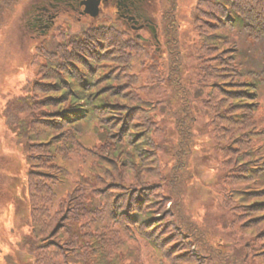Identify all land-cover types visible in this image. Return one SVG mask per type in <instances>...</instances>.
Returning a JSON list of instances; mask_svg holds the SVG:
<instances>
[{
  "label": "trees",
  "instance_id": "1",
  "mask_svg": "<svg viewBox=\"0 0 264 264\" xmlns=\"http://www.w3.org/2000/svg\"><path fill=\"white\" fill-rule=\"evenodd\" d=\"M21 1L0 0V30ZM178 2L160 0L161 7L166 6L170 14L164 35L170 52L166 86L172 87L171 93L163 99L165 95L162 94L160 99L146 95L142 102L146 103L148 98L163 106V111L159 109L149 115L141 110L142 96L136 90L145 91L147 87L137 81L125 82L123 74H109L101 68L90 70L92 65L78 54L73 56L74 61L82 60L88 69L86 76L73 70L70 83L62 82L63 79L54 74L50 76L54 82L27 81L22 90L3 106L0 114L4 117L7 132H13L20 144L25 142V191L32 227L31 233H27L22 241L27 254L32 257L31 264H123V261L124 264H135L134 239L126 230L128 222L122 214L133 219L136 235L147 237L160 253L163 251L170 257L164 239L150 222L156 216L148 206L157 203V195L166 197L173 205L176 222L169 229L179 228L176 231L189 235L191 231L189 239L196 243L197 251L206 257L216 253L221 262L214 246L207 244L202 230L195 227V220L184 214L194 212L185 204V194L181 191L182 185L191 180L189 172L170 176L167 169L156 161L155 155L149 156L153 152L143 148L154 138L159 151L176 158V153L171 150L173 133L168 134V128L171 129L170 125L174 123L179 136L178 157L189 154L198 147L193 132L197 122H202L198 130L212 141L211 148L220 152L211 186L220 196L219 211L229 212L222 217V223L233 227L239 237H244L246 253L252 250L248 260L239 254L243 251L241 246H233L234 253L225 258L221 256V259L226 264L238 263L237 257L244 264H264V256L258 258L253 254L258 245H264V168L259 167L264 165V120L259 114L264 107V0H197L190 23L191 35L194 33L195 36L192 42L189 40L191 44L186 50L191 56L190 62H183L179 55L184 47L175 27ZM102 22L108 23L99 26L97 32L102 36L105 35L102 33H110V51L115 49L110 54V61H115L116 68L128 67L133 53L155 49L132 36L116 21ZM82 27L85 29L86 24ZM74 32L71 36L77 34ZM72 40V48L84 54L91 53V46ZM64 42L69 43V40ZM101 47L102 44L99 50L95 48L98 53L102 51L98 55L108 54V49L101 50ZM129 50L132 52L127 53ZM71 58L67 57L66 61ZM93 59L94 56L90 61ZM150 63L151 60L146 65ZM186 68L192 80L183 78ZM155 84L153 80L150 82V85ZM95 121L101 143L108 142L105 146L112 154L105 156L106 162L88 167L80 133ZM69 126L74 127L73 130H68ZM144 131L147 133L142 134ZM74 137L79 139L75 141ZM147 151L148 157H145L143 153ZM48 154L52 158L48 159ZM79 160L91 171L87 181L79 179ZM142 160L146 162L145 166ZM134 170L138 175L133 173ZM131 172L134 174L132 183H138L140 191H129L127 210L123 206L118 212L110 184L121 182L124 185ZM1 186L0 202L8 205L12 202L7 184ZM62 187L68 192L65 204L67 201L74 203L73 207H64L63 212H59L63 200L56 210L52 203ZM84 192H88L87 200L95 201L87 211L80 212L85 209L82 203ZM237 200L242 202L244 211L238 212ZM128 207L132 209L128 210ZM89 217L92 221L89 219L88 222L93 223L94 230L85 222ZM112 222L124 228V232H113L110 229ZM119 234L124 240L116 236ZM216 236L218 242L225 245L222 236ZM16 243L24 245L18 240ZM14 251L4 255L5 264L21 263L15 262ZM178 255L180 253L172 258L173 264L190 263L188 257L176 259ZM192 264L198 262L194 260Z\"/></svg>",
  "mask_w": 264,
  "mask_h": 264
},
{
  "label": "rangeland",
  "instance_id": "2",
  "mask_svg": "<svg viewBox=\"0 0 264 264\" xmlns=\"http://www.w3.org/2000/svg\"><path fill=\"white\" fill-rule=\"evenodd\" d=\"M33 1L34 0H22L16 5V8H14V11L10 14L7 24L0 30V113L6 101L16 96L25 84H27V81L54 82V80L50 79V76L54 74L60 76L63 79V81L61 79L62 82L70 83V74L73 70H77L78 73L86 76L88 69L81 63L82 60L77 62L74 61L73 56L75 54L83 56L85 60L92 65V67H89L90 70L93 68L98 71V69L101 68L109 74H123L125 80L121 79V82H123V80L125 82L126 80H128V82L137 81L139 84H143L144 88L147 87L145 91L136 90V93L142 96L139 105L141 110L148 112L149 115H153L154 111L156 112L159 109L160 111L164 110L163 106H160L159 103L157 104L148 98H146L147 102L142 104L146 95L152 99H154V97L160 99L165 95L162 97L163 99L166 97V94L171 93L172 90L170 85L166 86L169 77L168 63L170 52L166 47V39L164 35V29L170 22V14L166 6L161 7L159 4L160 0H157V4H155L157 7L156 16L159 21H162L164 29L162 30L163 37L160 41L159 48H156L158 51L156 52L155 49H153L141 54L133 53L131 57L132 60L127 65L128 67L117 66V68L119 67L118 69L116 68L115 61H110V54L115 51V49H111L110 51V33H102L105 34L102 36L100 35L101 33L97 32L100 28L99 26H105L104 24L108 23L102 21L110 20V18H107L105 14H103L104 16L98 18L94 24H90V26L86 24L85 29H83L82 25H79L78 23H73L70 27H65L61 22L50 35L47 37H41L33 31L31 32V26L27 24L28 19L26 13L28 7ZM196 1L197 0H179L178 2L175 27L180 34L182 46L184 47V50L181 49V53H179L183 62H190L191 58L186 50H189L187 48L190 47L192 42L191 39H194L193 37L195 36L194 33L191 35L192 29L190 23L192 21L191 12L195 8ZM74 31H76L77 34L71 36L75 33ZM72 38L75 42L83 44L84 46H91V53L84 54L82 51H78L75 47L72 48V45H70L73 41ZM64 40H69V43L64 42ZM101 44V50L108 49V54L102 56L98 55L102 54V51L98 53L95 48L99 50ZM48 45H50V47ZM155 45H157V43ZM60 46H64L63 49H60ZM128 52L132 51L129 50L127 53ZM92 56H94V61H90L92 60ZM67 57L72 58L66 61ZM76 58H78V56H76ZM105 59L106 61H103ZM149 60H151V63L146 65ZM187 68L184 71L183 78H185V80H192L189 72L186 73ZM123 70L125 73L122 72ZM152 80L156 82L155 85H150ZM179 81L182 82L181 80ZM186 82L188 83V81ZM127 85L130 86V83ZM136 87L138 86H135V88ZM160 94H162V96ZM43 95L44 94H40V96ZM195 97L196 95H194V99H196ZM191 109L193 110L194 108L191 106ZM259 114L262 116L260 118L264 120V107L260 109ZM154 122H156V119H154ZM95 123L96 121L94 122V125L85 126L84 128L88 129L80 133V140L85 145V149H83L82 152L87 156V160L85 161L87 162L88 167H92L93 164L98 162H106L105 160L107 159L105 156L112 154L105 146L108 142H105V144L101 143V134L97 132V124ZM201 124L202 122H197L193 131L197 137L195 144H197L198 147L194 149L193 152L190 151L189 154H184L178 157L179 136L174 130V123H171V129L168 128V134L171 133V131L173 133L174 141L171 150L173 154L176 153V158L173 155L163 154L159 151L158 147L155 145L153 137L152 142L145 144L143 148H147L153 152V154H149V156L155 155L156 161L159 162L163 168L167 169L170 176L189 172L188 177L190 176L191 180L184 186L182 185L181 191L185 194V204L192 208L194 212H184V214L195 220V227L202 230V234L204 233V238L206 239L207 244L214 246L215 250L219 253V259L221 262H219L216 257V253L209 254V257H206L197 251L196 243L189 239L192 235L191 231H189V235L183 234L182 231L181 233L176 231V229L179 228H176L175 230L169 229L170 225L176 222L173 218V205L166 197L157 195V197H155L157 203L148 206V208L153 210L152 212L156 216V218L150 222H152L151 225L154 226V230L164 239L165 248L169 252L170 257L165 255L163 251L160 253L152 242L147 240V237L144 238L140 236L139 233L136 235L137 228L135 227L133 219L130 220L128 215L126 217L125 214H122L121 216L127 219L128 222V229L126 230L136 243L133 242L134 251H136V256L133 258V263L135 264H173L174 261L172 258L176 253H180L176 259H181L183 256L190 258L191 261L189 264H192L194 260L198 262V264H226L221 258L232 255V253H234V251H232L233 246H241L243 251L239 252V254L246 256V259L248 260V257L252 254V250L246 253L245 246L247 241H243L244 237H239L233 227L227 226L224 222L222 223V217L229 212L219 211L220 196L216 195V192H214V189L211 186L215 180L216 169L218 167L217 159H219L220 152H215L214 149L211 148L212 141H210L209 137L198 130ZM139 125L141 126L142 124ZM98 126L100 127L99 124ZM73 128L74 127L69 126L68 130H73ZM7 130L8 128L5 124L4 117L0 114V184H7L9 199H11L12 202L8 205H6V202H0V264H5L4 255L12 250H15L14 252L16 253L15 262L19 263L20 261V264H31L32 257L30 254H27L26 248H24L26 245L24 244V241H22L27 233H31L32 227L25 191L26 170L25 157L23 154L25 142H21L20 144L17 142L16 135L11 131L7 132ZM53 131H55V129ZM110 132L108 133L110 134ZM146 133L147 132L144 131L142 134ZM104 136H106V134ZM74 138L75 141L79 139L77 137ZM73 144L75 143L73 142ZM143 155L148 157V151L147 153H143ZM50 158H52V156L48 154V159ZM177 161H179L178 167H176ZM150 162L151 161H147V164H151ZM78 164L80 165V173L78 174L79 179L85 181L89 180L91 171L86 169L85 163L83 164L82 160H79ZM145 164L146 162L143 161L144 166ZM181 166L182 168L180 169ZM259 167L264 168V165H259ZM148 171L150 172V170ZM133 173L138 175L137 170H134ZM133 173L127 176L128 179L124 185L121 182H112L115 184H110V186L113 187L112 195L113 200L117 202L118 212H120V208L127 206V202L129 201V191H140L138 188L139 184L132 183V179L134 178ZM128 181L130 183H128ZM1 185L0 188L2 187ZM129 185L133 186L130 188L126 187ZM159 191L160 190L157 192ZM67 193L65 187H62L60 190L58 189L55 203H52L53 206H55V210L59 208L61 200H63V207L59 212H63L64 207H73L74 201H70L69 203L67 201L65 204ZM87 196L88 192L86 194L84 192L82 203L85 205V209H81L80 212L87 211V209L92 207V203L95 201H92V199L87 200ZM213 196L215 198H213ZM237 203L238 212L244 211L242 210V202H238L237 200ZM131 209L132 208L128 207V210ZM90 218L91 217L86 219L85 222L87 221L90 229L94 230V227L92 226L93 223L88 222ZM90 220L92 221V219ZM166 220L170 221L164 223ZM110 229L116 233L124 232V228H120L113 222L110 223ZM218 234L222 236V242L225 245L218 242L216 236ZM116 236H119L120 238L123 237L122 239L124 240V236H121L120 234ZM17 240L24 245L19 246L16 243ZM262 249H264V245H258L256 252L253 251L254 256L258 258L264 256V251L257 252ZM237 258L236 260H238V263L236 264H244L240 257ZM258 261L260 262V260ZM124 263L125 261H123V264Z\"/></svg>",
  "mask_w": 264,
  "mask_h": 264
},
{
  "label": "flooded vegetation",
  "instance_id": "3",
  "mask_svg": "<svg viewBox=\"0 0 264 264\" xmlns=\"http://www.w3.org/2000/svg\"><path fill=\"white\" fill-rule=\"evenodd\" d=\"M155 4L157 0H34L26 13L27 24L31 32L45 37L61 22L65 27L73 23L92 25L105 14L137 38L158 42L164 28ZM88 9L98 10L99 15L95 17Z\"/></svg>",
  "mask_w": 264,
  "mask_h": 264
},
{
  "label": "water",
  "instance_id": "4",
  "mask_svg": "<svg viewBox=\"0 0 264 264\" xmlns=\"http://www.w3.org/2000/svg\"><path fill=\"white\" fill-rule=\"evenodd\" d=\"M87 11H88L89 13H92V14L95 15V16L99 14L98 10H96L95 12H91V10L88 9Z\"/></svg>",
  "mask_w": 264,
  "mask_h": 264
}]
</instances>
